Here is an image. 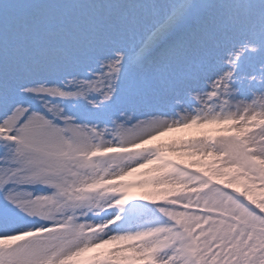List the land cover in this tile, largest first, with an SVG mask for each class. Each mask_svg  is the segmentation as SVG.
Masks as SVG:
<instances>
[{
  "label": "snow or ice",
  "instance_id": "6c2138e0",
  "mask_svg": "<svg viewBox=\"0 0 264 264\" xmlns=\"http://www.w3.org/2000/svg\"><path fill=\"white\" fill-rule=\"evenodd\" d=\"M0 264H264V0H0Z\"/></svg>",
  "mask_w": 264,
  "mask_h": 264
},
{
  "label": "rangeland",
  "instance_id": "374dc122",
  "mask_svg": "<svg viewBox=\"0 0 264 264\" xmlns=\"http://www.w3.org/2000/svg\"><path fill=\"white\" fill-rule=\"evenodd\" d=\"M197 131L195 129L193 130H185V131H181V132H173V133H169L164 137H160L158 140L156 141H152L150 145H145V147H151L153 145L156 144H170L172 143L174 140L175 141H179V140H183V139H189L191 138L193 135H197ZM168 156H171L173 158H175V160L177 159L178 161H180V163L182 162L183 164L189 165L191 166L193 164L194 160H198L200 159L199 157L193 158V157H188L186 155H181L180 153L177 152H171L169 151L167 153ZM211 160V158H209L208 160L204 161L205 164L209 163ZM150 167H154V166H150ZM196 167H201V165H196ZM192 170H195V168L190 167ZM144 171V170H142ZM143 177H140L139 174L137 175L136 179H141ZM241 190H243L241 188ZM141 191H146V190H141L139 189V192ZM257 196H259V190L257 189Z\"/></svg>",
  "mask_w": 264,
  "mask_h": 264
}]
</instances>
